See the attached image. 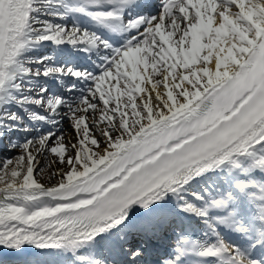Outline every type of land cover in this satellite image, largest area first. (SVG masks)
Returning <instances> with one entry per match:
<instances>
[{
	"label": "snow or ice",
	"instance_id": "6c2138e0",
	"mask_svg": "<svg viewBox=\"0 0 264 264\" xmlns=\"http://www.w3.org/2000/svg\"><path fill=\"white\" fill-rule=\"evenodd\" d=\"M26 248L264 264V0H0V264Z\"/></svg>",
	"mask_w": 264,
	"mask_h": 264
},
{
	"label": "bare ground",
	"instance_id": "6f19581e",
	"mask_svg": "<svg viewBox=\"0 0 264 264\" xmlns=\"http://www.w3.org/2000/svg\"><path fill=\"white\" fill-rule=\"evenodd\" d=\"M65 131L67 132V129ZM68 139L71 140V136L70 135L68 136ZM41 179H42V182H43V180H46V178H41ZM48 179L51 181V183H55V180H51L49 177H48ZM3 251H7V250H3ZM27 253H29V254H38V255L41 256V255H43V254H45L47 252H46V250L42 251V250H38V249H35V248H26L24 251H22V255L23 256H26Z\"/></svg>",
	"mask_w": 264,
	"mask_h": 264
},
{
	"label": "rangeland",
	"instance_id": "374dc122",
	"mask_svg": "<svg viewBox=\"0 0 264 264\" xmlns=\"http://www.w3.org/2000/svg\"><path fill=\"white\" fill-rule=\"evenodd\" d=\"M48 177H49V175H48V172L46 171L43 175H42V177L41 178H46V180H43V182L45 183V184H49V183H51V181L48 179ZM49 180V181H48ZM33 263H34V261H33Z\"/></svg>",
	"mask_w": 264,
	"mask_h": 264
}]
</instances>
